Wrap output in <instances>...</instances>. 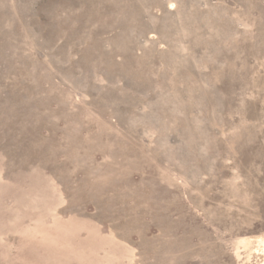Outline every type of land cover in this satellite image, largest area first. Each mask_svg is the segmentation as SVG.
<instances>
[{
    "label": "rangeland",
    "instance_id": "374dc122",
    "mask_svg": "<svg viewBox=\"0 0 264 264\" xmlns=\"http://www.w3.org/2000/svg\"><path fill=\"white\" fill-rule=\"evenodd\" d=\"M261 237L264 0H0V264H260Z\"/></svg>",
    "mask_w": 264,
    "mask_h": 264
},
{
    "label": "bare ground",
    "instance_id": "6f19581e",
    "mask_svg": "<svg viewBox=\"0 0 264 264\" xmlns=\"http://www.w3.org/2000/svg\"><path fill=\"white\" fill-rule=\"evenodd\" d=\"M118 142H122V143H124V142H130L131 143V140L130 139H124V140H119ZM133 148V147H132ZM133 151H134V149H133ZM152 196H154V191H153V194H152ZM151 196V197H152ZM141 199H142V203L143 204H141V205H139V208H140V216L143 214V211L145 210V206H144V202L143 201H148L149 202V200H150V197L148 196V195H146V194H142L141 195V197H140ZM140 202V203H141ZM192 233L187 237V239H191V237H192ZM142 237H145L144 235H142ZM196 240V239H195ZM195 240H193V241H195ZM188 243V245H189V242L190 241H188V240H186L185 241V243ZM238 244H241L242 246H243V248H247L248 246H249V241H247V240H241V241H239L238 242ZM184 247V246H183ZM170 248V247H169ZM155 249V248H154ZM251 250H253L254 252H256V253H259L260 255H261V258H260V264H264V238L263 237H261V238H259L258 240H256V245L254 246V247H252V248H250ZM154 251V250H153ZM170 251V250H169ZM252 252V251H251ZM250 252V253H251ZM143 251H142V255H143ZM146 253V252H145ZM149 253V252H148ZM147 253V254H148ZM161 253V252H160ZM190 255H191V253H190ZM234 255L236 256V257H239V255H240V253H239V251H238V246L237 245H235V247H234ZM144 256V255H143ZM156 256V255H155ZM162 257V256H161ZM160 257V258H161Z\"/></svg>",
    "mask_w": 264,
    "mask_h": 264
}]
</instances>
